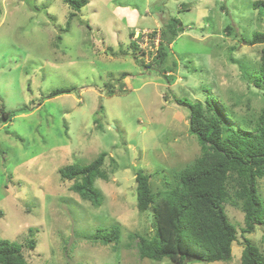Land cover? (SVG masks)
Wrapping results in <instances>:
<instances>
[{
    "label": "rangeland",
    "instance_id": "374dc122",
    "mask_svg": "<svg viewBox=\"0 0 264 264\" xmlns=\"http://www.w3.org/2000/svg\"><path fill=\"white\" fill-rule=\"evenodd\" d=\"M254 1L89 0L60 33L71 12L63 0H0V107H28L0 123V239L20 243L29 264H177L138 256L132 235L153 236L156 224L151 208L136 207L134 175L148 173L157 195L200 155L189 108L176 99L204 102L210 90L233 127L254 130L264 108V85H254L264 43L247 44L264 31ZM169 16L183 27L164 63L171 81L148 67L159 41L148 33ZM101 152L108 179L94 181L102 197L96 207L70 190L59 169ZM258 188L264 200V175ZM227 189L237 239L229 260L207 264H241L244 213L231 181ZM112 226L117 242L88 238ZM245 236L264 252L261 227Z\"/></svg>",
    "mask_w": 264,
    "mask_h": 264
},
{
    "label": "trees",
    "instance_id": "16d2710c",
    "mask_svg": "<svg viewBox=\"0 0 264 264\" xmlns=\"http://www.w3.org/2000/svg\"><path fill=\"white\" fill-rule=\"evenodd\" d=\"M63 2L71 12L65 27L59 29L60 33L68 30L72 18L89 0ZM252 5L264 15V0H255ZM225 29L232 30V27L227 25ZM182 30L181 20L169 16L158 32L153 30L148 33L159 37L153 62L148 67H154L151 65L155 64L167 81H171L172 75L170 73L168 76L166 72L173 69H164L169 45ZM60 38L58 34L57 40ZM262 43L264 31L257 30L251 34L247 44ZM133 48L137 49L135 42ZM133 56L136 57L135 54ZM259 59L254 80L256 87L264 85V49H261ZM72 89L74 87L54 89L48 97L70 93ZM175 101L189 108V132L196 137L201 153L176 173L172 187L159 191L157 195L151 191L149 174L142 170L135 172L136 207L139 211L151 208L156 224L153 236L132 235V239H137L135 245L138 256L154 260L166 257L177 264L229 260L233 242L237 239L236 226L230 222L225 211L229 197L227 185L231 181L233 198L244 213L241 264H264V252L245 236L253 232L256 226L264 230V200L258 188V178L264 175V108L254 130L246 132L231 125L217 96L210 90L206 91L204 102ZM26 109L28 107L23 106L9 112L1 106L0 123L10 121L17 112ZM106 155V152H101L87 164L69 163L59 169L60 177L72 182L70 190L96 207L101 204L102 197L94 181L96 178L108 179L103 169ZM119 235L117 226L109 229L98 227L95 234L88 238L107 245L117 242ZM27 247L32 249L34 242H28ZM0 264H29L24 257L23 246L15 241L0 239Z\"/></svg>",
    "mask_w": 264,
    "mask_h": 264
},
{
    "label": "built area",
    "instance_id": "2783aa9c",
    "mask_svg": "<svg viewBox=\"0 0 264 264\" xmlns=\"http://www.w3.org/2000/svg\"><path fill=\"white\" fill-rule=\"evenodd\" d=\"M140 34H141V33H138V34L134 35V36H133L134 39H136ZM157 36H158V35H157ZM139 37H140V36H139Z\"/></svg>",
    "mask_w": 264,
    "mask_h": 264
},
{
    "label": "water",
    "instance_id": "95a60500",
    "mask_svg": "<svg viewBox=\"0 0 264 264\" xmlns=\"http://www.w3.org/2000/svg\"><path fill=\"white\" fill-rule=\"evenodd\" d=\"M130 144H134L135 145L136 143L134 142V140H131L130 141Z\"/></svg>",
    "mask_w": 264,
    "mask_h": 264
},
{
    "label": "crops",
    "instance_id": "0c3cea01",
    "mask_svg": "<svg viewBox=\"0 0 264 264\" xmlns=\"http://www.w3.org/2000/svg\"><path fill=\"white\" fill-rule=\"evenodd\" d=\"M136 33H138V32L136 31Z\"/></svg>",
    "mask_w": 264,
    "mask_h": 264
}]
</instances>
